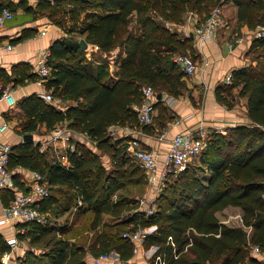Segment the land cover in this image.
I'll return each instance as SVG.
<instances>
[{"label": "trees", "instance_id": "trees-1", "mask_svg": "<svg viewBox=\"0 0 264 264\" xmlns=\"http://www.w3.org/2000/svg\"><path fill=\"white\" fill-rule=\"evenodd\" d=\"M228 1L238 8L239 24L264 28V0ZM221 2L64 0L73 5L70 11L75 20L85 12L79 36L98 46V56L88 58L87 47L81 43H54L48 88L62 102L75 101V105L63 111L33 97L26 111L30 117L27 130H33L37 122L46 123L49 129L63 122L73 131L86 133L98 151L77 143L68 153L70 166L66 167L59 162L51 166L39 152L23 154L16 149L11 153L10 168L20 165L38 170L49 186L65 187L58 188L67 198L61 204L62 211L71 209L74 199L82 196L87 210L93 212L91 229L98 228L106 210L113 209L120 215L126 208L125 199L112 204V195L128 183L143 184L146 173L128 156L125 145L111 140L108 128L113 124L141 125L133 105L142 102L145 86L153 87L157 94H180L185 73L174 57L181 51L188 52L190 38L181 39L165 22L183 23L187 11H197L204 21L210 8ZM133 20L136 28L130 27ZM253 47L256 55L252 64L233 72V87L241 85L239 94L248 100L251 123L231 128L226 135L216 134L200 155L201 164L188 165L176 173L173 182L174 174L170 173L156 210L134 219L130 230L156 226L145 244L157 246L156 255H162L165 264H246L252 245L264 249V35ZM114 63L119 66L115 72L111 69ZM230 89H219V99L226 101L222 94L230 95ZM163 105L162 101L157 103L161 112ZM154 123L155 119L144 128L152 131ZM205 172L209 173L207 182ZM229 206L241 209L243 226L221 222L217 213ZM49 209L45 199L40 210ZM37 225L34 228L45 229ZM127 225L123 221L117 228H105L92 244L91 254L108 253L114 247L121 260L128 261L134 254V244L123 237ZM54 243V248L40 254L27 252L21 264H88L85 248L62 238ZM8 249L3 245L0 252Z\"/></svg>", "mask_w": 264, "mask_h": 264}, {"label": "crops", "instance_id": "crops-1", "mask_svg": "<svg viewBox=\"0 0 264 264\" xmlns=\"http://www.w3.org/2000/svg\"><path fill=\"white\" fill-rule=\"evenodd\" d=\"M72 6L65 4L64 0H0V12L2 8L10 7L15 13V16L7 20L0 29V43L14 45L12 50H0V113L10 124L6 131L0 132V143H9L13 151L17 149L23 154L39 152L51 166L59 162L69 167L68 153L74 151L77 143L98 151L95 142L86 133L73 131L63 122L56 124L53 129L47 128L44 122H37L33 130H27L30 117L26 115V111L32 106V98L37 97L45 101L43 94L53 91L48 88L49 79L43 80L38 72L39 53L45 50L51 53V47L59 40L74 45L79 44L83 39L79 35L85 12L75 20L70 11ZM223 15L225 22L207 42H200L194 31V28L202 22V17L197 11H187L183 23L165 22L170 30L178 32L181 39L190 38L188 52L197 61L199 68L193 75L183 76L185 85L180 88V94L174 96L177 100L172 106L164 104L162 112L161 106L157 109L152 131H147L141 125L129 127L127 124H113L108 128L113 142L124 146L134 133L129 129L137 131L135 134L140 136L147 148L157 154L162 167L165 154L176 133L183 132L198 136L205 131L212 139L216 134L226 135L231 128L251 123L248 115V100L239 94L241 85L233 87L234 78L229 83L228 75L252 64L256 55L253 44L257 38H260L257 36L258 30L264 28L259 25L250 28L246 24H239L238 8L232 1L226 0L223 3ZM130 27L136 28L135 20ZM229 44L232 46L230 47ZM97 52H99L98 46L87 43L88 58ZM113 56L116 57L115 52ZM111 69L114 72L118 71L119 66L114 63ZM222 88H231L230 95L222 94L226 101L220 100L218 96V90ZM7 91L12 92L14 105L3 98L4 92ZM72 105H75V101H63L57 107L66 111ZM28 134L32 135V138L26 140L25 136ZM162 134H165L163 139H161ZM103 158L107 163L109 162L107 157L103 156ZM199 160L200 158L194 162ZM12 169L15 187H0V251L2 246L6 245L9 247L8 250L13 249L14 252L8 260L3 258L8 250L0 252V264H21L27 252L40 254L42 251H48L55 247L54 242L60 238L68 240L71 245L76 243L77 246L85 248L87 262L90 264L91 257L94 256L91 254V247L98 235L107 227L117 228V225L123 221L128 224L126 231H131L130 229L134 227V219L143 212L148 213L149 201L153 206L157 205L156 198L165 184L161 185L157 182L152 185L148 180L143 190L145 192L139 194L142 188H138V184L128 183L111 197L112 204L125 199V210L120 215H115L113 209L104 211L97 229L90 228L93 212L87 210L88 205L82 196L78 195L74 199L75 204L71 209L62 211L61 204L67 198L59 193L58 188L65 187L50 185L51 195L46 198L50 209L47 212L42 211L47 222L37 225L36 222L6 216L5 208L13 198L29 191L34 171L20 165ZM203 178L207 182L209 173L205 172ZM232 209L238 211L237 223L230 222L233 218L221 222L230 226H243L242 211L238 207L229 206L218 212L217 216ZM35 225L45 229L34 228ZM155 229L156 226H152L148 234ZM89 235L91 238L88 240ZM11 239L17 240L16 247H11L9 244ZM252 247L253 245L251 257L247 259L246 264H263L264 249L261 248V254H254ZM157 249V246H147L144 241L143 244L138 245L136 254L134 253L128 261H122L120 254L112 247L108 251L112 258L102 264H153Z\"/></svg>", "mask_w": 264, "mask_h": 264}, {"label": "built area", "instance_id": "built-area-1", "mask_svg": "<svg viewBox=\"0 0 264 264\" xmlns=\"http://www.w3.org/2000/svg\"><path fill=\"white\" fill-rule=\"evenodd\" d=\"M15 16L13 10L8 7L2 8L0 12V29L7 20ZM225 22L223 15V3L215 6L204 21L199 23L195 28V34L198 36L200 42H207L211 40L218 32L219 28ZM264 35V30L260 29L257 36ZM231 47L232 44H229ZM14 45L11 43H0V50H12ZM51 53L47 50L42 51L38 55V72L43 80H48L51 77V67L49 65ZM175 62L180 66L185 75H193L199 68L197 61L190 54H177L174 57ZM233 73H229L228 82L231 83ZM3 98L9 104H15V99L12 92H4ZM46 102L53 103L58 106L62 103L61 98L56 97L53 91H47L43 94ZM176 97L161 93V99L157 98V93L151 86H145L143 100L139 105L134 106V111L137 113L138 120L141 126H150L153 124L157 113V103L164 102L168 106H172L176 102ZM10 124L7 118L0 113V132H4L9 128ZM131 138L125 143V149L128 156L146 172L148 180L152 185L164 184L168 175L174 170H185L188 165L192 164L200 157L203 151L208 147L211 137L207 132H201L198 136L187 134L183 132L176 133L172 138L170 147L165 154L164 165L161 167L159 157L157 154L147 148L142 142L140 136L135 134V130ZM165 134L161 135V139ZM13 148L9 143H0V187L14 188V171L10 168V158ZM60 155V154H59ZM63 158H65L63 156ZM51 195L50 186L40 171L34 170L32 172V179L30 182V189L27 193L17 195L13 198L11 203L5 208L7 218H18L28 222H36L45 224L47 218L40 210L42 202ZM155 209L149 208L148 213L152 214ZM243 223V218L241 217ZM154 226V225H153ZM151 227H141L136 230L126 231L123 237L134 244L133 252H138V245L143 244ZM251 228L248 232H251ZM11 247H16L17 240H9ZM14 250H8L4 253L3 258L8 260L11 258ZM252 252L254 254H261L262 249L259 245H253ZM112 258L110 253H100L92 256L90 264H102L104 261ZM155 264H165L162 255L155 257ZM264 264V262H263Z\"/></svg>", "mask_w": 264, "mask_h": 264}, {"label": "rangeland", "instance_id": "rangeland-1", "mask_svg": "<svg viewBox=\"0 0 264 264\" xmlns=\"http://www.w3.org/2000/svg\"><path fill=\"white\" fill-rule=\"evenodd\" d=\"M223 2H224V0H223ZM223 2H221V4L223 3ZM217 6V5H216ZM215 6H213L212 8H210V11L214 8ZM83 14V13H82ZM82 14L80 15V16H82ZM202 16H204V14H202ZM67 26H68V24H67ZM257 29V28H256ZM175 30V29H174ZM175 32H176V30H175ZM181 53H183V54H188L189 52H184V51H181ZM190 54V53H189ZM96 55V53H93V55H92V57H94ZM87 57H88V55H86ZM98 56V55H97ZM97 56H95V57H97ZM91 57V58H92ZM130 163L131 164H133L134 166L133 167H136L135 165H136V163H134L132 160L130 161ZM194 164H196L197 166H199L200 164H201V159L199 160V161H197L196 163H194ZM180 171H183V170H174V171H172L171 173H173L174 175L172 176V178H171V181L173 182V181H175L176 180V178H177V176L178 175H176V173H178V172H180ZM140 172V174H142V172L141 171H139ZM199 173H201V171H199ZM148 176H146L145 177V179H144V183L143 184H139L138 185V188H142V190L140 191L139 190V194H141V192H145V191H143L144 189H145V185L148 183ZM162 192H163V190H161L160 191V193L162 194ZM159 196H160V194H159ZM158 196V197H159ZM158 197L156 198V203H157V199H158ZM151 201H149V204H147V208L149 209V208H153V209H156L158 206L156 205V206H153L152 205V203H150ZM237 214H238V211L236 210V209H232V210H230V211H228V212H224V213H222V214H219V219L220 220H224V219H229V218H233V221H230L232 224H236L237 222H236V216H237ZM86 233H84V236H86L85 235ZM91 238V235H89V238H88V240ZM85 240V239H84ZM79 242V241H78ZM82 244H84V242L83 241H80ZM86 260H87V257H86Z\"/></svg>", "mask_w": 264, "mask_h": 264}, {"label": "water", "instance_id": "water-1", "mask_svg": "<svg viewBox=\"0 0 264 264\" xmlns=\"http://www.w3.org/2000/svg\"><path fill=\"white\" fill-rule=\"evenodd\" d=\"M80 43H81V45H82L83 48H86L87 47V43H86V41H85L84 38L81 39ZM157 97H158V99H161V93L157 94ZM29 138H32V135H29L28 134V135L25 136V139L26 140L29 139Z\"/></svg>", "mask_w": 264, "mask_h": 264}]
</instances>
